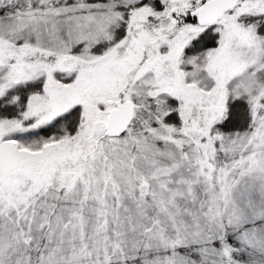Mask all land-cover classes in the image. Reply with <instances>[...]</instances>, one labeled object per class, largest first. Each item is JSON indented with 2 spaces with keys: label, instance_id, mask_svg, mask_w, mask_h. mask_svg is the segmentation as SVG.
<instances>
[{
  "label": "snow or ice",
  "instance_id": "snow-or-ice-1",
  "mask_svg": "<svg viewBox=\"0 0 264 264\" xmlns=\"http://www.w3.org/2000/svg\"><path fill=\"white\" fill-rule=\"evenodd\" d=\"M0 264H264V0H0Z\"/></svg>",
  "mask_w": 264,
  "mask_h": 264
}]
</instances>
